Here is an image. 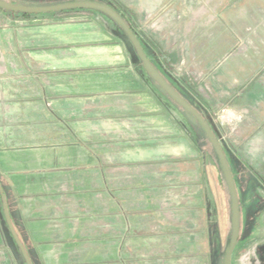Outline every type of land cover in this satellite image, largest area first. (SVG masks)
Wrapping results in <instances>:
<instances>
[{
	"label": "rangeland",
	"instance_id": "374dc122",
	"mask_svg": "<svg viewBox=\"0 0 264 264\" xmlns=\"http://www.w3.org/2000/svg\"><path fill=\"white\" fill-rule=\"evenodd\" d=\"M110 2L223 147L241 207L232 264H264V0ZM104 14L0 9V185L9 217L33 264H223L231 194L212 146ZM88 24L131 60L124 97L114 74L73 66L96 62L102 48L59 46L96 37ZM59 64L71 73L60 76ZM75 90L88 96L60 97ZM2 202L0 264H27Z\"/></svg>",
	"mask_w": 264,
	"mask_h": 264
},
{
	"label": "water",
	"instance_id": "95a60500",
	"mask_svg": "<svg viewBox=\"0 0 264 264\" xmlns=\"http://www.w3.org/2000/svg\"><path fill=\"white\" fill-rule=\"evenodd\" d=\"M0 8L15 11V12H27V13H49L56 12L60 10H68V9H95L101 11L103 13H107L110 17H112L118 26L125 32L130 41L132 42L141 62L146 70L161 86L164 88L169 97L172 98L176 103L182 106L185 110L191 113L198 121L200 127L205 132L209 141L212 143L214 153L218 162V165L223 173L224 179L227 184V188L230 195V206H231V234L226 243V249L223 254V264H232V255L236 245L239 241L240 236V228H241V208L239 203L238 191L236 187L235 178L233 175V171L231 170L230 164L226 157V154L223 150L219 139L214 133L208 121L202 115V113L197 110L189 101L184 98L175 88L174 86L161 74V72L154 66L153 62L149 59L147 54L145 53L137 35L131 28V26L126 22V20L119 14V12L104 2L103 0H71L57 3H49L46 5H29V4H14L11 2H6L0 0ZM0 192L3 198V206L5 215L7 218L8 225L10 227L11 233L18 243L20 250L23 253V256L27 262V264H33L31 258L23 245L21 239L19 238L14 225L12 223L9 210L8 203L6 201L5 194L0 185Z\"/></svg>",
	"mask_w": 264,
	"mask_h": 264
},
{
	"label": "crops",
	"instance_id": "0c3cea01",
	"mask_svg": "<svg viewBox=\"0 0 264 264\" xmlns=\"http://www.w3.org/2000/svg\"><path fill=\"white\" fill-rule=\"evenodd\" d=\"M64 15V14H63ZM63 15H59L58 17H61ZM64 17V16H63ZM64 23H67V21H62ZM89 26H87V30L85 32L87 33H91V34H95L96 37L94 38H90V39H87V40H73V41H61L59 42V46H68L69 44H81V43H85V44H90L91 46L90 47H100L102 48V50L104 51V55L100 56V58L96 61V62H86V63H81V64H77V65H73V66H78V67H88V66H91V65H96L98 69H96V71H98L97 73L99 74H102V75H106V74H114V77L116 80V82L119 84L120 86V92H126V91H131L132 89V72H131V60L130 58L128 57L127 59L125 58V51L123 52L124 55L121 53L122 51L120 50V48L122 46H120L114 39L110 33L107 31V30H102L98 31V28H95L93 27L91 24H88ZM61 40V39H60ZM125 49V48H124ZM70 50V49H68ZM55 62L54 61H50V66H55L54 65ZM72 65H70V67H73ZM112 67V69H111ZM57 68H60L59 69V75L60 76H66L68 75L69 73H71L68 69L69 68H66L65 66L59 64V67ZM111 69V70H110ZM115 69V70H113ZM127 69V70H126ZM54 72L50 71L48 72V74H52ZM53 76V75H51ZM52 88V87H51ZM55 89V88H54ZM55 93L56 91L53 90ZM104 91V90H103ZM59 91H57L58 93ZM71 95L69 94H65L67 92H60L62 94H60V97H63L64 99H68V98H71L69 96H72V95H83L85 97V94L83 91H70ZM56 93V94H57ZM73 93V94H72ZM59 95V94H58ZM58 95H55L53 97H56V98H59ZM88 96V95H87ZM99 97V94L97 95ZM121 97H124L125 96V93L120 95ZM51 97V96H50ZM62 98V99H63ZM75 98H82V97H75ZM122 114V113H121ZM0 163H7V161H4V160H0ZM24 162H22L23 164ZM42 170V169H40ZM41 171H37L34 173H38L40 174ZM32 171L31 173L29 172L28 174H34ZM21 174H26V173H21Z\"/></svg>",
	"mask_w": 264,
	"mask_h": 264
},
{
	"label": "trees",
	"instance_id": "16d2710c",
	"mask_svg": "<svg viewBox=\"0 0 264 264\" xmlns=\"http://www.w3.org/2000/svg\"><path fill=\"white\" fill-rule=\"evenodd\" d=\"M104 2H106V3H108L109 5H111L112 7H114L118 12H119V14H121V16L126 20V22L131 26V28L133 29V27H132V24L130 23V21L128 20V18H127V16L123 13V11H122V9L120 8V7H117L116 5H114L112 2H110V0H103ZM9 2H11V3H14V4H26L25 2H21V1H19V2H15V1H9ZM1 10H6V11H10L11 13H13V15L14 14H17V15H22V16H26V17H28V16H44V15H60V14H67V13H72V12H75V13H81V12H90V13H92V14H97V15H103V16H105V18H108V16H106L103 12H101V11H98V10H95V9H85V8H78V9H68V10H60V11H56V12H49V13H41V14H37V13H27V12H15V11H11V10H7V9H3V8H0ZM118 25V24H117ZM134 30V29H133ZM135 32V31H134ZM142 63V62H141ZM155 66V65H154ZM156 67V66H155ZM157 68V67H156ZM158 69V68H157ZM159 70V69H158ZM160 71V70H159ZM161 72V71H160ZM162 74V73H161ZM163 75V74H162ZM164 76V75H163ZM165 77V76H164ZM166 78V77H165ZM167 79V78H166ZM175 88V87H174ZM176 89V88H175ZM177 90V89H176ZM178 91V90H177ZM179 92V91H178ZM185 98V97H184ZM208 138V137H207ZM208 141H209V139H208ZM209 143H210V145L212 146V143L209 141ZM212 150L214 151V149H213V146H212ZM214 155H215V153H214ZM215 158H216V156H215ZM216 162H217V159H216ZM217 164H218V162H217ZM218 167H219V165H218ZM220 168V167H219ZM224 181H225V179H224ZM225 183H226V181H225ZM226 186H227V184H226ZM228 189V188H227ZM229 192V191H228ZM0 198L2 199V194H1V192H0ZM2 207H3V209H4V206H3V202H2ZM241 208V207H240ZM6 216V215H5ZM230 222H231V217H230ZM7 227H8V229H10V227H9V225H8V222H7ZM14 228H15V230H16V232H17V234H18V236H19V233H18V231H17V229H16V227L14 226ZM10 232H11V230H10ZM240 237V236H239ZM19 238H20V236H19ZM21 239V238H20ZM14 241H15V243H16V245H17V247H18V249L20 250V247H19V245H18V243L16 242V240H15V238H14ZM22 241V240H21ZM24 245V244H23ZM20 252H21V254L23 255V253H22V251L20 250ZM234 253H235V249H234V252H233V255H234ZM233 255H232V259H233Z\"/></svg>",
	"mask_w": 264,
	"mask_h": 264
}]
</instances>
